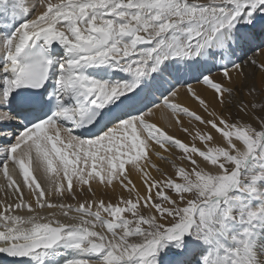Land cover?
<instances>
[{
  "label": "snow or ice",
  "instance_id": "snow-or-ice-1",
  "mask_svg": "<svg viewBox=\"0 0 264 264\" xmlns=\"http://www.w3.org/2000/svg\"><path fill=\"white\" fill-rule=\"evenodd\" d=\"M261 57L264 0H0V255L264 264Z\"/></svg>",
  "mask_w": 264,
  "mask_h": 264
},
{
  "label": "bare ground",
  "instance_id": "bare-ground-1",
  "mask_svg": "<svg viewBox=\"0 0 264 264\" xmlns=\"http://www.w3.org/2000/svg\"><path fill=\"white\" fill-rule=\"evenodd\" d=\"M261 59H264V57H261ZM195 87H197L201 92H203V94L208 97L211 98L212 93L207 92L205 89H203L202 86L200 85H195ZM180 100L182 102H184L187 106H190L193 109H197V105L195 104L194 101H191L190 99H188V97L186 96V94L184 93V90L181 89V93H180ZM156 121L163 127L164 126V121L161 120L159 113H157V116L155 117ZM170 134H176L179 135L182 139H185L186 141L189 139L188 137H185L183 135V133H180L177 129L172 128L170 129ZM135 178V177H134ZM138 182V181H137ZM0 264H3L2 261H0Z\"/></svg>",
  "mask_w": 264,
  "mask_h": 264
},
{
  "label": "rangeland",
  "instance_id": "rangeland-1",
  "mask_svg": "<svg viewBox=\"0 0 264 264\" xmlns=\"http://www.w3.org/2000/svg\"><path fill=\"white\" fill-rule=\"evenodd\" d=\"M217 78H219V77H217Z\"/></svg>",
  "mask_w": 264,
  "mask_h": 264
}]
</instances>
